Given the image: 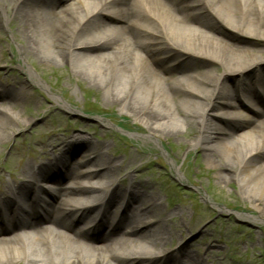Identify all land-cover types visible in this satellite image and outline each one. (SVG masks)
<instances>
[{"label":"bare ground","instance_id":"1","mask_svg":"<svg viewBox=\"0 0 264 264\" xmlns=\"http://www.w3.org/2000/svg\"><path fill=\"white\" fill-rule=\"evenodd\" d=\"M0 20L25 35V54L69 63L110 92L106 101L142 125L146 138L183 136L188 148H200L220 180L235 181L245 195L256 217H244L264 220V109L246 117L237 108L248 88L264 83V0H0ZM254 70L261 75L252 80ZM23 87L0 86L2 104L31 97ZM6 110H0V146L32 121L24 110L14 118ZM72 145L62 141L58 154ZM91 156L97 166L83 172L63 165L53 187L47 181L56 165L42 163L24 164L19 183H0V234L24 217L37 218L39 209L57 207L48 218L57 233L46 228L18 249L0 246V264H202L192 249L166 247L176 226L162 221L157 191L149 195L141 179L126 183L109 158ZM62 180L69 185L60 186ZM83 220L92 225L91 238L75 233L77 240L71 239L67 233ZM83 237L90 245L110 239L109 255Z\"/></svg>","mask_w":264,"mask_h":264},{"label":"rangeland","instance_id":"2","mask_svg":"<svg viewBox=\"0 0 264 264\" xmlns=\"http://www.w3.org/2000/svg\"><path fill=\"white\" fill-rule=\"evenodd\" d=\"M5 2L11 15L12 4ZM16 26L11 23L6 27L0 20V86L19 90L29 82L23 88L31 97L16 98L14 106L3 105L1 99L0 110L7 109L14 118L25 108L23 118L32 121L0 146V183H17L24 164L37 165L58 153L57 146L67 140L76 144L72 146L79 149L77 156L100 153L117 167V177L126 176V183L141 179L149 195L157 191L154 201L159 204L162 221L176 226L168 249H192L202 264H264V220L245 218L256 214L235 181L220 180L218 170L207 163L201 149L188 148L183 136L146 138L142 125L106 101L110 92L106 94L97 84L78 76L76 67L25 54L20 47L25 35ZM27 71L33 75L32 81ZM260 75L254 70L250 77L253 80ZM172 76L178 79L180 74ZM229 82L240 87L238 79ZM64 146L62 150H66ZM132 158L136 161L131 162ZM81 165L86 170L95 164L87 159ZM144 218L150 221L149 216Z\"/></svg>","mask_w":264,"mask_h":264}]
</instances>
